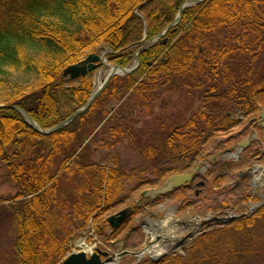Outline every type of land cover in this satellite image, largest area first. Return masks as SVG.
<instances>
[{
  "label": "trees",
  "instance_id": "16d2710c",
  "mask_svg": "<svg viewBox=\"0 0 264 264\" xmlns=\"http://www.w3.org/2000/svg\"><path fill=\"white\" fill-rule=\"evenodd\" d=\"M188 1L199 0H0V172L17 189L9 200L16 264H59L69 251L71 231L64 226L72 222L75 230L85 229L123 203L124 182L134 170L124 172L116 155L108 154L112 166L76 156L102 122L112 141L100 142L111 151L126 138L125 109L149 112L157 95L170 89L209 96L159 146L137 148L152 159L153 176L161 182L191 170L219 134L241 125L237 137L243 136L252 123L247 127L238 118L264 110L258 69L264 57V0H204L185 9L174 28L138 55L132 74L112 78L84 114L52 135H39L12 109L27 113L43 130L53 128L83 107L93 91L92 74L69 80L62 76L66 68L101 52L111 65L131 66L143 41L159 36ZM14 73L30 74L36 82L23 84ZM119 103L106 119L109 106ZM66 184L72 186L63 192ZM102 218L99 225L109 228ZM263 222L264 204L250 218L197 236L186 257L170 255L153 264H245L264 253V237L257 240L255 234ZM106 229L95 223L98 234ZM121 230L106 240H115Z\"/></svg>",
  "mask_w": 264,
  "mask_h": 264
},
{
  "label": "rangeland",
  "instance_id": "374dc122",
  "mask_svg": "<svg viewBox=\"0 0 264 264\" xmlns=\"http://www.w3.org/2000/svg\"><path fill=\"white\" fill-rule=\"evenodd\" d=\"M99 54H102V52ZM258 69L262 71L259 72V75L263 78L264 57ZM107 71L108 69L104 68L101 74L97 75V73H94V77H92L95 89L98 88L99 83L104 81ZM14 77L23 84L36 82L34 76L26 73H14ZM157 96V99L151 103L149 112L141 111L140 109L131 112H128L127 109L124 110L123 116L127 118L126 126L124 127L126 138L118 140L111 151L105 149L100 142V139L103 138L112 141L108 134L104 133L105 127H103L104 124L102 122L89 137V140L94 139L92 146H87L86 144L79 154L81 160L99 164L100 166H112L113 163L107 160L108 154H111V156L116 155L118 164L124 172L134 170V173H131V179L124 182L123 203L106 213L103 218L101 217L103 221H105V218L128 206L133 207V204L141 200L144 192L145 195L148 194L145 196L147 199L146 202L141 201L138 209L134 211L136 215L131 216L130 221L124 225V228L113 242L106 240L105 235L110 233L109 230L102 235L94 230L95 223L98 228L106 229L104 225H99L101 218L96 222L92 221L89 223L85 229L77 227L75 230V225L72 222H69L67 227L64 226L65 223H60L61 225L63 224L65 230L71 231L69 240V248H71V251L73 249L77 250L76 245L82 240L88 246L95 245L97 248L108 249L110 255H116L122 252L135 254L143 250L151 240L147 235L148 226L158 227V232H155V236L163 237L166 235V232H169L174 238H182L192 233L194 230L192 228L195 225L196 227H200V230L196 231L195 234L197 237L206 233L208 229L224 228L226 226L223 223L214 222V218L222 219L228 216V214H232L233 217L250 215L247 202L250 199L244 201L247 196H251L253 200L250 203L254 206L263 204L261 201L263 194L261 193L264 190V184L262 188L258 187L256 189V186L252 185V177L248 176V178L242 181H239L238 177H236L237 173L246 172V169H253L256 166L264 170V132H258L253 134L254 140L258 139V141L255 144L253 143V147L247 152L242 153L238 159L225 154L226 152L222 151V148H229L231 144L240 141L245 136L232 140L225 145H219V151L216 150L217 152L214 151L215 146L224 140L226 135L221 134L216 136L215 140L208 144L206 154L209 156L207 155L208 158H206L204 166H210L211 163L216 165L215 167H207V174L197 175L193 180L192 189L195 188L197 182H203L205 184L197 199H193L192 192L175 193L172 202L169 205H166V203L165 205L162 204L160 211H156L155 206H149L148 202L153 198L149 192L157 189L155 188L157 186L156 184L160 185V181L157 183L156 178L153 176L152 159L148 158L146 160L137 148L144 149L147 146H159L165 139L170 128L181 124L196 112L200 111L203 106V94L195 89H170L167 92L159 93ZM116 107V105L109 106V114H113V109H116ZM238 132L239 128H236L232 133L236 134ZM85 148L87 149L85 150ZM104 158L107 162H105ZM224 164L226 168L222 169L221 165ZM210 172L213 173L209 176ZM3 173L4 171L1 169L0 199L3 201L0 203V264H16L13 248L16 235V221L14 207L10 206L11 202L9 200L15 195L17 189L12 183L3 178ZM217 173L221 175L225 174V176L227 174L222 182V186H226L224 191L215 189V185H212L213 178ZM259 174L264 175V171L259 172ZM144 179H147L150 183L143 185L142 182ZM66 185L68 187L61 188L63 192L69 191V188L72 186V184L70 186L68 184ZM182 199L184 204L180 206V200ZM187 200H190L191 204H186ZM208 217L213 219L211 223L207 222ZM204 222L207 223L205 227L208 226V229L203 230L202 223ZM233 222L235 221H232L229 225ZM100 224H103V222L101 221ZM255 231L257 240H262L264 237V224L258 223ZM192 239L183 246L182 250H176L169 253V255L173 254L186 257L187 248ZM163 243L164 241L162 239L157 243L153 241V246ZM152 263L153 261L147 256L139 260L134 256L125 254L115 264ZM245 264H264V253L257 254L254 259L247 261Z\"/></svg>",
  "mask_w": 264,
  "mask_h": 264
},
{
  "label": "water",
  "instance_id": "95a60500",
  "mask_svg": "<svg viewBox=\"0 0 264 264\" xmlns=\"http://www.w3.org/2000/svg\"><path fill=\"white\" fill-rule=\"evenodd\" d=\"M204 0L199 1H188L183 3L177 13L176 18L174 19L173 23L168 26L161 35L152 38L148 41H145L141 48L134 54L133 59V65L131 68H121L119 66H111L108 74L106 75L103 84L99 85V88L91 94L90 98L88 99L87 103L77 110L74 114L66 118L64 121L58 123L53 128L42 130L38 127L36 123L32 121V119L28 116L27 113L22 111L21 109L12 108L16 111H18L24 118L25 123L35 132H37L41 136H49L52 135L67 126H69L75 119H77L80 115L84 114L90 106L96 101V99L99 97V95L102 93L103 89L107 86L110 79L112 77H124L130 75L132 72H134L138 67V54L142 52L145 48L150 46L152 43L156 42L163 34H166L172 27L176 26L179 21L182 12L187 9L194 7L198 4H201ZM165 41L163 42V44ZM107 65V61L105 58V55H95L91 54L86 59L82 60L76 65L69 66L66 68L63 72V78H68L71 80H75L79 77H84L88 73L93 72L95 70H98V73L102 71V68ZM0 108H2L0 106ZM260 126L264 128V112L260 115ZM247 140L239 145V148H244L247 144ZM191 180V176H173L166 180V182L163 185V188L161 191L163 192H169L172 189H175L177 187L183 186ZM130 209L123 210L119 212L117 215L112 216L108 218L107 222L110 225V227L115 230L119 228L121 224L124 223V221L129 217L130 215ZM161 237H156L155 241H160ZM151 244H149L150 246ZM141 253V252H140ZM140 253L135 254V256L139 255ZM101 257L106 258L103 262L101 261ZM113 257H108L107 253H103L99 250H96L89 258L86 257L85 253L80 252L77 254H71L68 258H66L61 264H105L108 261H111Z\"/></svg>",
  "mask_w": 264,
  "mask_h": 264
},
{
  "label": "flooded vegetation",
  "instance_id": "af4514ba",
  "mask_svg": "<svg viewBox=\"0 0 264 264\" xmlns=\"http://www.w3.org/2000/svg\"><path fill=\"white\" fill-rule=\"evenodd\" d=\"M206 97H209L208 95H206V94H204L203 95V98H206ZM241 123H239V124H243V123H245V121H247V123L246 124H250V123H252L251 124V126H249V134H252V132H253V130H254V128H253V126H254V119L253 118H249L248 120H247V117H244V116H241V118L240 119H238ZM184 122V121H183ZM248 125H247V127H248ZM246 126V125H245ZM234 129V128H233ZM237 134V133H236ZM222 135H226V137L224 138V140H222L221 142H223V141H227V140H229V142L232 140V139H234V136H235V134H233L232 132H231V130L230 131H228V133L227 134H222ZM221 142H219L218 143V145H216L215 146V148H214V151L215 152H217L216 150H218V147H219V145H220V143ZM237 147H235V145L234 144H231L230 146H229V148H224L225 150H222V151H228V149L229 150H231V149H236ZM214 151H213V153H214ZM219 151V150H218ZM225 154H227V153H225ZM215 165L216 164H210V166H207L208 168H210L211 166H214L215 167ZM207 167L206 166H201V168H199L198 169V171L195 173V175H194V177H193V180L197 177V175H203L204 173H208V171H207ZM206 173V174H207ZM212 173L213 172H210V174H209V176L210 175H212ZM226 176H227V174H226ZM225 176V174H223V175H221L220 173H217L216 174V176H214V178H213V183H212V185H215V189H218V190H221V191H224V189H225V187L226 186H218L219 184H221L222 182H223V179H225L224 177H226ZM238 175L236 174V177H237ZM218 177H221V179L219 180V181H216V179L218 178ZM192 184H193V181H192V183L191 184H189V185H186V186H184L183 188H179V189H175L174 191H172L171 193H168V194H159L158 193V195H153V198L151 199V203H153V204H156V202H163L164 201V203H166V205H169L171 202H172V198L174 197L173 195L175 194V193H185V192H192L193 193V199H197L198 198V196L200 195V191H202V189L205 187V184L203 183V182H197L196 184H195V188L194 189H192L191 187H192ZM158 185V184H157ZM218 186V187H217ZM173 196V197H172ZM183 196H184V194H183ZM184 204V201H183V199L182 200H180V206L181 205H183ZM186 204H191V202H190V200H187L186 201ZM155 209H156V211H160V209H162L161 207H160V205H158V206H155Z\"/></svg>",
  "mask_w": 264,
  "mask_h": 264
},
{
  "label": "bare ground",
  "instance_id": "6f19581e",
  "mask_svg": "<svg viewBox=\"0 0 264 264\" xmlns=\"http://www.w3.org/2000/svg\"><path fill=\"white\" fill-rule=\"evenodd\" d=\"M132 65L129 67H125V68H131ZM86 144L87 143H85L84 146ZM192 229H194V230L192 231V233L189 236H185L182 238H174V236L171 233L166 232V235H164L165 241L163 244H158V245L151 246V247H145L143 252L138 256V259L141 260L145 256H147L150 258L151 261H158L160 258H162L166 254H169V253L174 252L176 250H181L182 246L189 241L190 236L198 229V227H196L194 225ZM65 232H67V230H65ZM147 234L149 236L153 237L152 233L148 230V228H147ZM76 246H77V248L81 249L84 253H87V254H90L91 251L93 250V246L86 245L85 242H83L82 240L79 241ZM117 262H118V259L116 258V259H114L113 262H111V264H115Z\"/></svg>",
  "mask_w": 264,
  "mask_h": 264
}]
</instances>
